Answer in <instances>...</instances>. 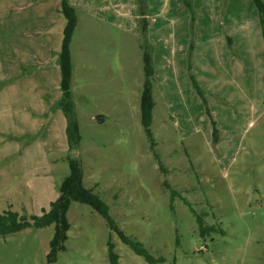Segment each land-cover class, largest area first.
<instances>
[{
	"label": "rangeland",
	"instance_id": "obj_1",
	"mask_svg": "<svg viewBox=\"0 0 264 264\" xmlns=\"http://www.w3.org/2000/svg\"><path fill=\"white\" fill-rule=\"evenodd\" d=\"M123 1L0 0V211L40 215L73 158L113 220L71 201L54 255L55 223L27 226L0 235V264H110L108 243L117 264H149L119 232L161 264H264V28L252 0H136L137 18L130 0L121 16ZM144 52L159 73L153 142L140 121ZM197 216L214 228L201 234Z\"/></svg>",
	"mask_w": 264,
	"mask_h": 264
},
{
	"label": "trees",
	"instance_id": "obj_2",
	"mask_svg": "<svg viewBox=\"0 0 264 264\" xmlns=\"http://www.w3.org/2000/svg\"><path fill=\"white\" fill-rule=\"evenodd\" d=\"M184 3L191 7L187 0H183ZM257 13L259 23L264 28V2L262 0H252ZM64 7V14L67 17V24L65 27V36L62 43L61 51V77L62 85L65 90L66 83V56L68 55V43H69V34L72 27L73 16L68 10V6L65 1L62 2ZM142 10H140L141 12ZM142 13V12H141ZM142 23L144 20L142 19ZM144 68H145V80L144 85L140 94V121L143 126L145 135L150 142H153L152 131L150 128L151 119H152V108L154 105L153 98L151 96L150 83L152 76V68L150 66V56L144 52ZM192 85H194L198 94L200 90L197 87L196 82L191 78ZM68 117V116H67ZM67 136L71 143L72 136L75 132V124L72 121V115L70 116L67 126H66ZM214 132V131H213ZM71 201H77L81 203H86L92 206L111 226L113 225V220L109 214L108 204L96 193L93 189L84 185L82 181V174L78 167V164L75 159L71 158L69 161V172L63 177L62 185L60 186V194L49 203L47 209H42L40 215H35L31 217V220L24 213H19L17 210L12 208H7L0 211V235L4 236L9 233L21 230L27 226L33 227H44L51 223H55V237L51 241V250L50 255H54L56 249L60 246V240L65 236V230L67 229V222L65 218L66 210ZM198 222L199 232L203 234L209 229H213L212 225H204L203 219L200 216L196 217ZM121 240L130 246L137 254L143 256L149 264H161L163 262L162 257H154L151 255L138 241L130 238L128 235L123 232H119ZM108 256L110 264H117L118 256L113 251L112 243H108Z\"/></svg>",
	"mask_w": 264,
	"mask_h": 264
},
{
	"label": "crops",
	"instance_id": "obj_3",
	"mask_svg": "<svg viewBox=\"0 0 264 264\" xmlns=\"http://www.w3.org/2000/svg\"><path fill=\"white\" fill-rule=\"evenodd\" d=\"M134 2V3H133ZM122 4H123V11L120 9V13H121V16H127L128 15V11H127V8H128V3H127V1L126 0H124L123 2H122ZM130 6H131V9H130V12H129V14L131 15V14H136L135 16H136V18L138 17V13H137V7H136V0L135 1H133V0H130V4H129ZM215 33V32H214ZM222 34L221 33H219V35H218V37H217V41L218 42H220V48H221V51H222V53L223 54H226L227 55V63L231 66L232 64H233V62H234V60L233 59H230L231 58V56H229L228 54H227V52H229V49H228V47L224 44V42H223V38H222V36H221ZM227 37H228V35H227ZM226 37V38H227ZM209 39H211V38H209ZM227 40V42L228 43H231L230 42V38H227L226 39ZM234 41V40H233ZM202 43V42H201ZM200 43V44H201ZM197 54H199L198 53V50H197ZM197 58V57H196ZM196 60L197 59H193L192 60V62H193V64H195V62H196ZM213 69V68H212ZM211 69V70H212ZM223 69H224V67H223ZM155 76V77H157L158 75H159V73L157 72V70L156 69H154L153 68V70H152V76ZM227 76H231V72L230 71H228L227 72V74H226ZM225 77V76H224ZM191 80L189 79V77H188V75H187V72H186V81H185V76H183V86L185 87V88H187L188 89V86L189 87H191V82H190ZM184 88V90H185V92H186V89ZM154 101V100H153ZM154 104H155V101H154ZM154 106V105H153Z\"/></svg>",
	"mask_w": 264,
	"mask_h": 264
}]
</instances>
